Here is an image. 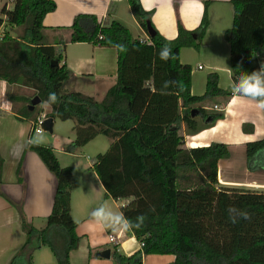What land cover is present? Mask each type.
<instances>
[{
	"label": "trees",
	"instance_id": "1",
	"mask_svg": "<svg viewBox=\"0 0 264 264\" xmlns=\"http://www.w3.org/2000/svg\"><path fill=\"white\" fill-rule=\"evenodd\" d=\"M126 3L143 31L146 21L152 27L138 0ZM229 3L231 25L223 39L235 87L240 76L264 63V0ZM54 8L52 0H13L6 23L19 31L13 36L5 33L0 40V80L14 90L7 98L19 119L34 120L42 113L41 101L56 93L58 102L48 107L44 117L73 121L67 151L97 135L109 140L88 170L102 186L104 197L125 201L116 224L124 222L126 232L139 244L129 256L112 250L114 263L141 264L143 255L168 254L173 256L168 264H264V191L218 183V160L228 156L225 144L188 148L183 142V133L194 134L222 117L220 111H208L207 104L224 105L233 93L218 87L216 73H207L203 94L192 95L190 66L178 60L180 48L199 46L207 26L205 10L193 30L183 29L177 21L175 37L165 40L152 27L148 42L135 39L107 16L75 15L68 27V43L86 42L116 52L114 83L96 101L62 90L69 72L59 50L45 45L41 35L42 19ZM165 44L171 48L167 61L158 55ZM34 95L40 101L28 110ZM249 128L242 126L244 131ZM262 149L264 137L246 142V163ZM24 150L36 153L53 175L55 189L42 228L33 227L18 212L24 241L8 264H30L29 251L39 246L48 247L57 264H68L67 254L79 239L69 214L76 179L68 167L58 164L50 147L28 142ZM1 164L0 157V171ZM51 227L61 232L60 249L48 236Z\"/></svg>",
	"mask_w": 264,
	"mask_h": 264
},
{
	"label": "crops",
	"instance_id": "2",
	"mask_svg": "<svg viewBox=\"0 0 264 264\" xmlns=\"http://www.w3.org/2000/svg\"><path fill=\"white\" fill-rule=\"evenodd\" d=\"M52 1L55 8L44 15L41 35L45 45L59 50L61 61L69 72L62 90L79 92L100 101L115 80L116 52L114 48L93 46L86 42L68 43V27L73 17L77 14H92L97 18L107 16L124 25L130 33L132 31L128 24L133 26L137 34L131 35L137 40L148 42L149 37L134 20L126 0ZM138 1L148 13L153 29L169 39L176 35L177 21L183 29L193 30L205 10L207 26L199 46L180 48L178 60L190 66L192 95L203 94L207 73H216L217 85L222 90H233L228 70V46L223 39L224 30L231 25L232 9L229 0H144L142 5L141 0ZM58 42H63V46L60 47ZM197 65L201 68L197 69ZM10 91L14 90L0 80V264H8L23 244L19 213L33 227L42 228L45 217L50 212L55 189L53 175L36 153L24 150L26 143H32L35 138L28 133L29 120L16 118L11 112V104L7 98ZM205 108L208 111H220L222 117L194 134L183 133L184 146H206L210 142L225 144L228 156L218 160V183L222 186L264 191V149L254 154L248 163L244 151L246 142L264 137V113L258 101L233 92L226 104H207ZM47 112L49 108L43 114ZM55 123L56 118H52L50 134ZM243 125L250 127L249 130L244 131ZM51 138L50 136L49 140ZM39 145L50 147L55 155L50 142L43 140ZM56 160L60 165L57 157ZM229 160H241V177L235 176L231 171ZM90 166L82 170L79 183L72 165H64L77 182L76 187L70 191L69 214L75 223V233L79 239L76 248L67 254L68 264H115L110 255L112 250L129 256L139 249V244L126 232L124 222L116 224L120 207L125 201L120 199L122 202L118 205L117 199L104 197L102 186L88 170ZM76 189L80 192H76ZM101 207L113 216L94 218L92 213ZM50 234L61 237L60 230L55 227L49 228L48 236ZM109 235L115 238V242L108 241ZM41 247L29 251L30 264H34L33 253ZM103 252H107V256ZM172 260L173 256L168 254L143 255L141 264H168Z\"/></svg>",
	"mask_w": 264,
	"mask_h": 264
},
{
	"label": "rangeland",
	"instance_id": "3",
	"mask_svg": "<svg viewBox=\"0 0 264 264\" xmlns=\"http://www.w3.org/2000/svg\"><path fill=\"white\" fill-rule=\"evenodd\" d=\"M127 23V22H126ZM129 25L131 33L135 36L137 34L136 29ZM19 29V28H18ZM14 27H9L6 25V33L8 35L13 36L19 30ZM24 94L28 95L31 94L30 91L21 90ZM33 97V96H32ZM31 97V98H32ZM42 113L48 107H42ZM73 121L72 120H58L56 119L55 126L53 128L52 133L50 134L47 131L41 130L40 134L43 136V140L48 141L51 143L53 148L55 149V155L60 162V165L64 167V165L70 164L72 165V171L75 173L78 178L79 183L82 179V170L91 165L93 158L95 155L99 153H103L107 146L106 144L109 140L101 135L95 136L92 140L84 144L83 146L77 147L71 151H67L66 147L73 139ZM50 136L52 137L50 140ZM33 137L36 138L37 134H33ZM53 150V149H52ZM241 160H229V164L232 165V172L235 176L241 177ZM245 186V185H244ZM257 191V190H256ZM76 192L78 189H76ZM118 205L122 202L120 199L116 200ZM50 238L52 239V243L55 245L56 248H61V237L60 236H52L50 234ZM34 264H57L55 258L50 251V249L46 246H42L41 249L35 251L33 253Z\"/></svg>",
	"mask_w": 264,
	"mask_h": 264
},
{
	"label": "clouds",
	"instance_id": "4",
	"mask_svg": "<svg viewBox=\"0 0 264 264\" xmlns=\"http://www.w3.org/2000/svg\"><path fill=\"white\" fill-rule=\"evenodd\" d=\"M144 0H141V5ZM165 40H169L165 37ZM159 58L161 60L167 61L171 58V48L168 44L161 47L158 52ZM234 93H240L245 96H250L253 99H258L260 101L259 106L264 108V63L258 70H253L251 72H246L244 75L238 78V83L233 88ZM58 102V97L56 93H49L48 99L46 101H41L42 107H49L51 104ZM32 143L39 145L43 143L42 134L38 133L37 137L32 141ZM93 217L96 219L111 218L113 214L111 212H106L104 208H99L94 210L92 213Z\"/></svg>",
	"mask_w": 264,
	"mask_h": 264
},
{
	"label": "built area",
	"instance_id": "5",
	"mask_svg": "<svg viewBox=\"0 0 264 264\" xmlns=\"http://www.w3.org/2000/svg\"><path fill=\"white\" fill-rule=\"evenodd\" d=\"M13 0H0V40L6 33V13L12 9ZM197 69L201 66L197 65ZM45 119L44 115L38 114L34 120L29 121V134L41 132V122ZM108 241L115 242V238L108 236Z\"/></svg>",
	"mask_w": 264,
	"mask_h": 264
},
{
	"label": "water",
	"instance_id": "6",
	"mask_svg": "<svg viewBox=\"0 0 264 264\" xmlns=\"http://www.w3.org/2000/svg\"><path fill=\"white\" fill-rule=\"evenodd\" d=\"M145 32L148 35V37H151L154 33V30L148 23V21L145 22ZM55 64V61L52 60L51 65ZM38 96L34 95L32 98H30L29 103L27 104V109L32 110L33 107L39 103ZM51 125H52V118L47 117L41 122V129L47 132H51ZM104 256H107V252H103Z\"/></svg>",
	"mask_w": 264,
	"mask_h": 264
}]
</instances>
